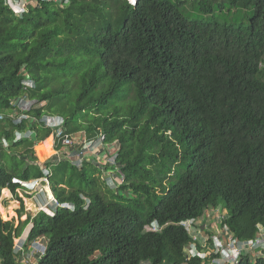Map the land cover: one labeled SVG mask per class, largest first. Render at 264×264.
Wrapping results in <instances>:
<instances>
[{"label": "trees", "instance_id": "trees-1", "mask_svg": "<svg viewBox=\"0 0 264 264\" xmlns=\"http://www.w3.org/2000/svg\"><path fill=\"white\" fill-rule=\"evenodd\" d=\"M191 1L34 0L17 13L0 0V200L9 189L21 216L13 179L47 171L53 195L73 206L17 225L0 211V264H22L14 238L29 223L27 240H46L33 264H212L219 254L198 242L206 256L187 257L181 221L222 205V226L241 241L264 225V0ZM187 2L207 19L188 18ZM23 96L35 105L14 122ZM44 115L62 117L66 134L117 142L114 161L52 159ZM107 170L122 182L108 186ZM237 264H264V250Z\"/></svg>", "mask_w": 264, "mask_h": 264}, {"label": "built area", "instance_id": "built-area-1", "mask_svg": "<svg viewBox=\"0 0 264 264\" xmlns=\"http://www.w3.org/2000/svg\"><path fill=\"white\" fill-rule=\"evenodd\" d=\"M10 6H13L15 9H13L17 13H22L25 10V7L28 2H33L34 0H6ZM63 3H68L69 0H60ZM130 4H135L136 0H127ZM23 84L25 87H33L34 82L31 79H24ZM35 103L34 100L26 99V98H18L14 101V104L16 106V110L14 114L12 115L14 122H20L22 118H24L26 115L22 112L25 110H29L31 106ZM5 117L3 113L0 112V120H2ZM42 120L45 122V126L51 128V135L52 138V149L54 150V153H58V151L55 148L56 141L59 140L62 144V148H67L69 146H72L75 144V141L73 140V134H66L62 128V122L63 118L56 115H47L42 118ZM32 131L28 130L26 132H15V136L13 138V141L16 142L22 137H29L31 136ZM102 144V138H98L97 140H83L81 141V149L78 154L73 155V163L77 165L78 167L81 166L82 163V157L84 152H86L89 148L96 147L97 143ZM1 143L4 147H7L9 145L8 141L5 138L1 139ZM61 148V149H62ZM56 150V151H55ZM61 151V154L64 152ZM13 182H17L21 184V189L24 190L25 194L29 197L32 196V194L39 193L40 197L41 195L45 196V199L42 200V203L40 204V208L43 211L52 212L55 211L58 207H65L69 209H73V206L70 203H63L59 202L56 197L52 194L51 197H47L49 191L46 190V188L50 189L49 186V180L48 175L46 171V175L42 178L38 179H32L29 181H22L20 179H13ZM19 189V188H18ZM17 189V190H18ZM42 199V198H41ZM45 200H47L45 202ZM49 205V206H48ZM40 211V210H39ZM207 213V212H206ZM205 213V215H206ZM205 216H203L204 218ZM223 217V216H222ZM182 226H184L190 236L193 239V242L187 247L186 249V255L187 257H194V256H200L204 257L206 256V253L204 251H200L197 247L198 242L202 248H207V240L200 236V227L199 224H197L196 219H187L185 221H182L180 223ZM258 232L254 239L247 240L245 242H241L236 237L229 234L227 226H223L220 233V236L217 234L212 235L213 239V252L212 253H218L219 256L215 257L211 260L212 264H221V260H225L226 263L224 264H237V261L239 259V256L241 254H244L246 252H249L251 250H262L264 249V227L257 226ZM149 230H157V226H151L148 228ZM29 231V230H28ZM28 231H24L19 237L14 238V245H13V253L19 256V261L22 264H33L36 262L44 253L46 250V240L45 238L39 237L35 240L28 243L26 241V238L28 236ZM222 235V236H221ZM225 235V237H224ZM226 238V245H224L223 239ZM32 245V250L34 251V255L36 256L35 261H30L28 258L26 252L29 246ZM221 261V262H220ZM140 264H151L150 262L142 261Z\"/></svg>", "mask_w": 264, "mask_h": 264}, {"label": "rangeland", "instance_id": "rangeland-1", "mask_svg": "<svg viewBox=\"0 0 264 264\" xmlns=\"http://www.w3.org/2000/svg\"><path fill=\"white\" fill-rule=\"evenodd\" d=\"M11 7L13 9H15L13 6H11ZM185 7H186V8H184L185 9V14H186V16L188 18L197 19V20H201L203 18L207 19V16L204 15L203 12L200 13V12H197V11L193 10L191 8V6H190V2H187ZM224 12L227 13V10L224 9ZM217 13L220 14V12H217ZM251 13H252L251 10L246 12V15L244 16L243 21L247 22L248 17L251 16ZM223 18H226L229 21L231 19V18H228L227 16H225V14H224ZM219 20L221 22H224V19H222V18L219 19ZM14 136H15V134H14ZM72 137H73V140L75 141V144H73L72 146H69V147H67L65 149L64 148L61 149L62 152H64L63 154L68 155L71 158L73 157V155L75 156V154L72 153V148H76V146H78L81 143V141L84 140L83 136H82V132H78L76 134H73ZM74 145H76V146H74ZM96 145H97V148L96 147L89 148L86 152H84V154L94 155L97 158L96 160L98 162H100V163H103V164L106 161H109V162H113L114 161L115 151L118 148V143L117 142H114L111 145H109L106 152L104 151V148H103L102 144H100L98 142ZM34 149L35 148H33V150ZM53 155L55 157H52V159H57V158H60L62 156L61 155V151H58V153H56V154L54 153ZM35 157H36V159H37V161L39 163L44 162L46 159H48V158H45L43 160H40V158H38V156H37V153H36ZM49 158H51V157H49ZM6 162L10 163L8 161V159L6 160ZM109 178H110V180H109L108 184L110 185V187H113L114 184H118V183L122 182V180H123L121 177H119L116 174L115 171H111V170L104 171L102 176H101V180H105L106 181V179H109ZM46 190H47V188H46ZM3 192H4V195L2 196V198L4 199V202H2L0 200V207L2 208V209H0L1 216H2L3 220H10L11 218H14L15 225H17L20 220L22 221V220L26 219V213H30V214L34 215L39 210H41L40 208H42V207H40V204L42 203V200L45 199V196L42 195L40 197L38 192L35 193V194H32V196L28 197L25 194L24 190L19 188L17 190V194L22 199L23 206H24V213L21 216H18L17 215L18 214L17 213V209L20 208L21 203L18 201V199H16V196L14 194H11L10 190L7 191L6 189H4ZM46 196L48 197V195H46ZM46 201L47 200H45V202ZM222 216L223 217L227 216V209L223 208L222 205H219L218 207L210 208L207 211L204 219L197 220V224H199V227L201 228L200 235L204 239H207V237H208L207 233H212V234L216 233L217 235L220 234L219 232L221 231V229L223 227L222 226L223 225L222 224V220H223ZM29 227H30V224H28L25 227L24 231L26 229H28ZM202 229L205 230V232ZM207 246H209V241H207ZM257 253H259V252H257ZM26 254H27L28 258L30 259V261L33 262V261L36 260V256L34 255V251L32 250V245L28 247ZM221 261H222L221 264L226 263L225 260H221Z\"/></svg>", "mask_w": 264, "mask_h": 264}, {"label": "clouds", "instance_id": "clouds-1", "mask_svg": "<svg viewBox=\"0 0 264 264\" xmlns=\"http://www.w3.org/2000/svg\"><path fill=\"white\" fill-rule=\"evenodd\" d=\"M22 98L30 99V98H27L26 96H23ZM30 100H33V99H30ZM34 101H35V100H34ZM35 102H36V101H35ZM34 105H35V104H34ZM34 105H33V106H34ZM22 113H23V112H22ZM44 116H47V115H44ZM44 116H43V117H44ZM22 133H23V132H22ZM50 135H51V133H50ZM49 137H50V136H49ZM47 138H48V137H47ZM47 138H46V139H47ZM21 139H22V138H21ZM96 140H97V139H96ZM43 141H44V140H43ZM13 142H14V141H13ZM41 142H42V141H41ZM8 143H9V142H8ZM39 143H40V142H39ZM39 143H38V144H39ZM79 145H80V144H79ZM102 145H104V144L102 143ZM2 146H3V145H2ZM55 151H56V150H55ZM52 156H54V155H52ZM52 156H50V157H52ZM48 158H49V157H48ZM109 180H110V178H109V179H106V184H107L108 186H110V185L108 184V183H109ZM115 185H116V184H114V186H115ZM114 186H113V187H114ZM50 191H51V189H50ZM51 192H52V191H51ZM52 194H53V193H52ZM40 211H43V210H40ZM192 219H193V218H192ZM201 219H204V218H201ZM196 220H200V218H199V219H196ZM181 222H182V221H181ZM181 222H180V223H181ZM29 224H30V228H31L32 223H29ZM154 225L157 226V228H158L157 230H149V229H148L149 227L154 226ZM180 225H181V224H180ZM258 226H262V227H264V225H258ZM183 227H184V226H183ZM30 228H29V231H30ZM161 228H162V226H159V225H156V224H151V225H149V226H146V227H145V230H146V231H160ZM184 228H185V227H184ZM185 229H186V228H185ZM202 230H203V229H202ZM25 231H26V230H25ZM29 231H28V234H29ZM186 231H187V229H186ZM199 231H200V233H201V228H200ZM203 231L205 232V230H203ZM23 232H24V230H23ZM23 232H22V233H23ZM187 232H188V231H187ZM257 232H258V227H257ZM22 233H21V234H22ZM200 233H199V234H200ZM21 234H20V235H21ZM213 234H216V233H213ZM213 234H212V233H209V234H208V237H207V239H206L207 241L212 240L211 243L209 242V246H207V247L211 248V249H210L211 252H213V248H212V246L214 245V244H213V239H212V235H213ZM256 235H257V233H256ZM200 236H201V235H200ZM219 236H220V234H219ZM221 236H222V235H221ZM18 237H19V236H18ZM201 237H202V236H201ZM255 237H256V236H255ZM255 237H254V238H255ZM15 238H16V237H15ZM27 238H28V236H27ZM27 238H26V241H28ZM254 238H251V239H254ZM248 240H250V239H248ZM223 241H224V245H226V242H227V241H226V238H224ZM240 241H241V240H240ZM245 241H247V240H242L241 242H245ZM28 243H29V241H28ZM13 245H14V244H13ZM201 248H202V247H201ZM186 249H187V248H186ZM263 250H264V249H262V250H251V251L246 252V253H244V254L252 253V254L255 255L257 252H259V253H257V254H260V252L263 251ZM185 252H186V251H185ZM244 254H243V255H244ZM241 255H242V254H241ZM241 255H240V256H241Z\"/></svg>", "mask_w": 264, "mask_h": 264}, {"label": "bare ground", "instance_id": "bare-ground-1", "mask_svg": "<svg viewBox=\"0 0 264 264\" xmlns=\"http://www.w3.org/2000/svg\"><path fill=\"white\" fill-rule=\"evenodd\" d=\"M47 191H49V193H48V197H51V195H52V192L50 191V189L49 188H47ZM42 196V195H41ZM30 228V227H29ZM29 228L28 229H26V232L29 230Z\"/></svg>", "mask_w": 264, "mask_h": 264}, {"label": "crops", "instance_id": "crops-1", "mask_svg": "<svg viewBox=\"0 0 264 264\" xmlns=\"http://www.w3.org/2000/svg\"><path fill=\"white\" fill-rule=\"evenodd\" d=\"M105 147H106V146H105V145H103L104 151L106 152V150H105V149H107V148H105ZM96 150H97V149H96ZM6 190L8 191L9 189H6ZM11 194H12V193H11ZM3 195H4V192H3L2 196H3ZM1 201H2V202H4V199L2 198V199H1Z\"/></svg>", "mask_w": 264, "mask_h": 264}]
</instances>
